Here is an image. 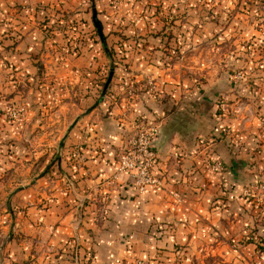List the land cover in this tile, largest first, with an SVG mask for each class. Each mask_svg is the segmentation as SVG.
Masks as SVG:
<instances>
[{"label":"crops","instance_id":"obj_1","mask_svg":"<svg viewBox=\"0 0 264 264\" xmlns=\"http://www.w3.org/2000/svg\"><path fill=\"white\" fill-rule=\"evenodd\" d=\"M84 2L0 0V81L4 78L10 88L12 81H22L27 87L22 90L27 108L53 111L55 126L66 115L72 116L57 139L41 136L36 144L53 148L48 157L60 147L53 171L59 174L40 178L37 192L35 185L16 186L10 192L9 206L22 205L26 213L21 238L10 235L5 226L9 234L0 263L75 264L79 256L80 264H131L136 255L149 259L148 264H161V259L201 264L207 257L222 256L230 264H264L250 240L256 235L248 236L257 213L242 194L243 186L257 179L249 166L251 153L230 155L222 141H216L215 154L225 161L223 172L204 167L200 154L194 155L197 140L190 136L187 117L178 114L190 113L187 103L183 100L177 109L172 105L182 96H201L196 78H142L150 68L139 65L134 66L137 78H111L105 81L106 88L104 78L88 76L105 55L104 40L81 39L78 30L68 27L79 17L86 20L85 31L92 32L88 15L73 12L84 8ZM59 9L72 13L65 17ZM50 24L55 27L47 32L45 26ZM131 31L150 35L153 30L139 26ZM62 35L70 36L68 42ZM67 46L71 52L66 54ZM148 46H141V52ZM151 81L154 91L148 86ZM43 99L53 100L54 107L40 103ZM248 111L249 117L243 114L238 120L240 131L253 126L250 103ZM197 115L202 121L196 127L201 129L203 116L200 111ZM135 118L161 122L151 147L157 159L155 170L163 175L162 189L139 191L125 174L117 173L118 154L133 134ZM215 125L220 130L221 123ZM34 194L49 202L30 205ZM257 225L264 239V219ZM174 243L187 248L180 259L172 250Z\"/></svg>","mask_w":264,"mask_h":264},{"label":"rangeland","instance_id":"obj_2","mask_svg":"<svg viewBox=\"0 0 264 264\" xmlns=\"http://www.w3.org/2000/svg\"><path fill=\"white\" fill-rule=\"evenodd\" d=\"M93 1L101 32L93 18L92 0H86L82 5L84 8L78 7L73 11L88 15L92 32L89 34V31H85L83 24L86 20L83 18L72 19L68 24V27L70 25L78 30L81 39L105 40L112 49L110 54L103 51L104 60L91 67L92 72L88 76L104 78V87L110 70L111 78H137L139 73L134 66L139 65L150 68L148 75L142 78H196L199 80L196 85L200 88L196 90L201 96H190L188 99L182 96L172 105L177 109L183 100L187 103L190 113L179 111L178 114L187 117L190 136L192 134L197 140L194 155L200 154L204 167L211 168L213 172H223L225 161L224 157L222 159L215 154L216 141H222L230 155L243 150L251 153L249 166L252 173L257 174V179L248 181L242 188V194L251 203L253 213H257L248 236L256 235L250 240L256 244L259 259L264 260V239L261 237V226L259 228L257 225L259 219H264V0ZM58 11H62L65 17L72 13V10L68 13L63 9ZM139 26L151 27L153 31L150 35L131 31ZM52 27L55 26L46 25L45 29L48 32ZM68 37L61 36L63 42ZM146 44L150 46L143 54L141 46ZM66 51L71 52L69 46L63 53ZM141 59L144 62H140ZM154 70L158 71L154 73ZM11 83L12 88L5 85L4 78L0 81V260L5 256L3 245L9 234L5 226H9L10 235L21 238V223L26 213L22 205L13 209L9 206L10 192L22 185H35L36 189L40 178H54L59 174L53 171L57 170L60 147H56V151L48 157V152L53 148L36 144L41 136L42 139H57L72 117L66 115L61 124L55 126L54 118L57 115L53 111H30L26 99L22 97V90H27L26 85L22 81ZM148 86L156 90L152 81ZM41 101L42 104H49V108L54 107L53 100ZM249 103L254 111V123L252 127L240 131L238 120L243 114L249 117ZM199 111L204 122L201 129L196 127L202 121L197 115ZM140 120L146 119H134L133 133L136 122ZM153 121L161 124L159 120ZM219 122L220 130L215 129V123ZM16 132H19L18 137ZM44 133L47 135L44 136ZM241 133L245 134L243 137L247 138V142L242 141ZM217 161L222 165L221 170L213 167ZM43 170L45 175L41 174ZM105 182L109 183L108 180ZM245 188H251L250 194L245 192ZM17 198L20 200L21 196ZM47 202L44 197L34 194L30 205L41 206ZM172 250L179 259L187 252V248L176 243ZM223 251L227 252L226 249ZM85 260L91 262L90 257ZM85 260L82 259L84 263ZM75 261V264L82 263L79 256ZM161 261V264H171L166 259ZM203 261L201 264H230V260L223 259V256L207 257ZM148 263L149 259L136 255L131 259V264Z\"/></svg>","mask_w":264,"mask_h":264},{"label":"built area","instance_id":"obj_3","mask_svg":"<svg viewBox=\"0 0 264 264\" xmlns=\"http://www.w3.org/2000/svg\"><path fill=\"white\" fill-rule=\"evenodd\" d=\"M135 128V132L118 154L117 173L125 174L139 191L147 188L162 189L163 175L155 170L157 159L151 147L159 133L160 123L140 120L136 122ZM213 167L217 170L222 169L219 161L215 162ZM250 189L245 188V192L250 194ZM173 194L179 196L178 192Z\"/></svg>","mask_w":264,"mask_h":264},{"label":"water","instance_id":"obj_4","mask_svg":"<svg viewBox=\"0 0 264 264\" xmlns=\"http://www.w3.org/2000/svg\"><path fill=\"white\" fill-rule=\"evenodd\" d=\"M92 10H93V15H94V21H95V23H96V25H97V27H98V30H99V32H101V30H100V27H99V22H98V19H97V17H96V11H95V5H94V1L92 0ZM111 74H112V70H110V74H109V76H108V78H107V83L110 81V79H111Z\"/></svg>","mask_w":264,"mask_h":264},{"label":"trees","instance_id":"obj_5","mask_svg":"<svg viewBox=\"0 0 264 264\" xmlns=\"http://www.w3.org/2000/svg\"><path fill=\"white\" fill-rule=\"evenodd\" d=\"M96 28H97V25H96ZM98 29V28H97ZM96 29V30H97ZM104 50L107 52V53H112V49L108 46V43L107 41L104 40ZM258 241V240H257Z\"/></svg>","mask_w":264,"mask_h":264}]
</instances>
